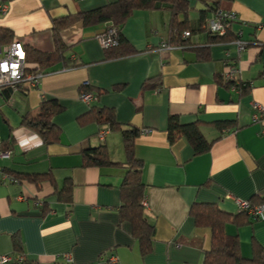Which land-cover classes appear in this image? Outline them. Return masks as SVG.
<instances>
[{"label": "crops", "instance_id": "0c3cea01", "mask_svg": "<svg viewBox=\"0 0 264 264\" xmlns=\"http://www.w3.org/2000/svg\"><path fill=\"white\" fill-rule=\"evenodd\" d=\"M114 1L0 0V45L20 43L25 50L55 52L56 21ZM190 2L192 28L198 27L201 12L213 6L238 15L230 33L239 39L212 43L207 34L195 33L190 40L194 46L164 48L171 31L169 11L140 10L122 30L137 54L109 60L98 37L110 23L88 27L78 22L61 30L66 59L37 88L4 89L0 141L2 148L13 146L11 157L0 160V260L8 256L30 264H67L69 255L71 264H203L211 230L196 225L192 207L213 204L239 215L237 201L259 204L264 198V120L254 122L260 114L255 105L264 107V0ZM3 31L8 34L2 41ZM238 40L248 43L241 55ZM197 46L208 49L206 59L198 57ZM233 64L251 87L233 91L221 82ZM156 78L162 81L159 92L143 89ZM86 83L94 96L89 104L81 98ZM48 100L64 107L53 119L59 136L49 145L22 126L23 118L37 115ZM92 108L111 109L123 129L140 130L135 152L144 162L148 206L143 207L155 227L148 256H142L132 224L122 221L120 213L127 161L122 129L81 124L79 119ZM172 116L182 125L199 122L206 140L213 142L211 149L196 154L184 139L170 143ZM228 122L235 127L215 126ZM105 130L109 133L101 142ZM101 146L112 164L84 168V152ZM9 172H50L54 182L41 188L27 181L11 183L4 180ZM67 181L73 183L72 203L60 201L56 193ZM225 233L238 239L246 259L253 257L254 244L264 248V221H228Z\"/></svg>", "mask_w": 264, "mask_h": 264}, {"label": "trees", "instance_id": "16d2710c", "mask_svg": "<svg viewBox=\"0 0 264 264\" xmlns=\"http://www.w3.org/2000/svg\"><path fill=\"white\" fill-rule=\"evenodd\" d=\"M199 1L208 4L207 0ZM191 9L193 8L190 0H116L100 9L58 20L55 23L54 29V37L57 46L56 51L52 53H43L34 49H27V70L48 74L59 63H64L66 59L64 57L65 46L62 43L61 30L78 22H82L88 27L110 23L117 28L119 43L117 46L105 50L107 59L113 60L137 54V51L133 49L124 38L122 30L134 13L140 10L169 11L171 15V31L169 43L167 44L172 47L193 45L190 40L195 36V33L207 34L212 43H224L239 39L237 36L232 35L230 33L231 31L225 36L212 35L206 31L207 20L211 13L220 8L209 6L207 8L208 10L202 11L197 28H192L189 25V13ZM186 32H190L193 36L184 38L183 35ZM7 34L8 33L5 31L1 33L2 41ZM195 49L200 59L207 58V48L197 46ZM220 80L221 82L224 81V79L221 78ZM161 87V79L156 78L146 81L143 89L157 90ZM243 90H245V88ZM85 92L91 93L93 91L87 88ZM63 110L64 107L57 100L44 101L40 104L37 115H27L23 118L22 126L39 134L44 144H53L59 136V130L54 125L53 119ZM79 122L81 124L95 122L101 127L109 128L110 130L122 129L127 161L123 164L126 173L121 187L122 206L120 207V213L122 221H129L132 224L133 236L139 243L142 256L145 257L150 255L153 251L155 227L150 224L145 217V209L143 207L145 198V184L142 179L144 162L136 156L135 152V142L140 135V130L138 128L123 129L118 125L114 111L107 108H92L90 112L79 119ZM215 126L221 130H231L235 127V124L229 122L217 123ZM168 137L170 143H174L178 139H184L194 148L196 154L208 152L213 144V142H208L204 137L199 122L191 125H182L176 116L170 117ZM12 146L13 144L4 145L3 149L11 151ZM110 164L112 163L105 146L84 152V168L101 167ZM8 174L14 177L16 182L24 183L27 181L36 185L38 188H41L45 182H54L50 172L45 174L9 172ZM72 191L73 183L67 181L64 187L61 190H57L56 193L60 201L72 203ZM256 203L264 204V198L258 200ZM191 215L195 218L197 226L207 227L211 230V246L206 252L203 264H264V248L262 246L254 244L253 257L246 259L240 253L238 239L230 237L225 233V225L228 221H233L237 224L243 219L248 220L249 217L245 213L241 212L239 215H231L219 210V208L213 204H200L192 207ZM15 240L16 246L20 247L19 241L17 239ZM21 264L30 263L25 260Z\"/></svg>", "mask_w": 264, "mask_h": 264}, {"label": "built area", "instance_id": "2783aa9c", "mask_svg": "<svg viewBox=\"0 0 264 264\" xmlns=\"http://www.w3.org/2000/svg\"><path fill=\"white\" fill-rule=\"evenodd\" d=\"M6 7L4 8V12ZM238 21V15L234 11H228L223 9H216L211 13L206 24V31L212 35L225 36L227 35L234 23ZM190 32L184 33V38H190ZM98 41L104 50L110 49L118 45V30L113 25L110 24L106 31L98 37ZM237 46V52L241 55L245 52L248 47V43L238 40L235 42ZM164 48H173L167 43H163ZM240 70L236 65L230 67L223 79L231 85L233 91H238L239 88L251 87V84L245 83L240 78ZM47 74L44 72H34L27 70L26 64V50L20 43H12L10 45L1 46L0 45V97L4 89L10 88L13 91H18L24 88L35 89L38 87L41 79H43ZM89 83L84 84L83 87L87 88ZM160 89L156 90V93ZM85 103H91L94 96L92 93L84 92L81 96ZM255 110L260 114L254 116V122L264 120V107L260 105H255ZM109 133L108 130L103 131L99 135V140L103 142L106 135ZM149 130H144L143 134H149ZM12 152L9 150H4L2 148V142L0 141V160L9 159ZM4 180L11 183L16 182L14 177L11 175H4ZM240 212L245 213L248 217L256 219L258 221H264V204H253L250 201H237ZM143 206L147 207V201H143ZM65 262L71 264L72 260L69 255H66ZM25 261V258L15 259L13 257L4 256L0 260V264H21Z\"/></svg>", "mask_w": 264, "mask_h": 264}]
</instances>
